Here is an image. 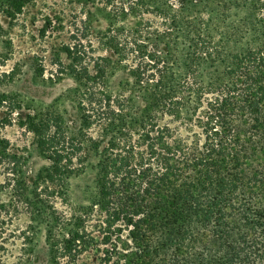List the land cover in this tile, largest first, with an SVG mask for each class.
Here are the masks:
<instances>
[{"label":"trees","instance_id":"1","mask_svg":"<svg viewBox=\"0 0 264 264\" xmlns=\"http://www.w3.org/2000/svg\"><path fill=\"white\" fill-rule=\"evenodd\" d=\"M104 3L122 17L148 10L144 0ZM215 51L206 35L192 37L177 74L151 55L137 97L105 92L97 65H70L82 89L76 131L57 111L26 115L50 162L40 180L62 186L94 159L96 192L76 218L97 213L105 263L264 264V26L199 80L198 62ZM94 240L76 228L56 257Z\"/></svg>","mask_w":264,"mask_h":264},{"label":"rangeland","instance_id":"2","mask_svg":"<svg viewBox=\"0 0 264 264\" xmlns=\"http://www.w3.org/2000/svg\"><path fill=\"white\" fill-rule=\"evenodd\" d=\"M104 1L0 0V99L12 107L0 104V264H107L97 213L84 223L76 218L96 192L94 159L62 186L40 180L50 162L26 126L28 114L57 111L76 131L72 120L82 89L70 65L91 72L97 65L105 92L137 97L136 77L150 72L151 55L168 58L177 74L189 39L206 35L216 51L198 62L201 80L264 26V0H144L148 10L125 17ZM254 3L263 8L253 12ZM96 131L91 134L97 138ZM35 182L41 200L34 196ZM76 228L95 240L74 256L56 257Z\"/></svg>","mask_w":264,"mask_h":264}]
</instances>
